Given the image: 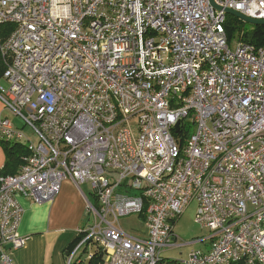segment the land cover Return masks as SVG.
<instances>
[{"label":"built area","instance_id":"obj_1","mask_svg":"<svg viewBox=\"0 0 264 264\" xmlns=\"http://www.w3.org/2000/svg\"><path fill=\"white\" fill-rule=\"evenodd\" d=\"M214 2L264 19V0ZM225 22L209 0H0V101L36 136L0 116L27 150L0 175V264L25 244L17 196L51 202L65 179L95 198L67 264L91 242L97 264H264V47L230 46ZM192 201L211 245L165 261L204 241L174 233ZM131 214L144 234L119 225Z\"/></svg>","mask_w":264,"mask_h":264},{"label":"crops","instance_id":"obj_2","mask_svg":"<svg viewBox=\"0 0 264 264\" xmlns=\"http://www.w3.org/2000/svg\"><path fill=\"white\" fill-rule=\"evenodd\" d=\"M0 116L8 117L14 123L11 113L4 108L1 101ZM14 125L16 128L22 127L17 123ZM4 162L5 152L0 145V169ZM17 200L22 208L18 231L26 240L23 247L10 251L14 264H67L68 255L78 247L84 238L82 231L87 227L84 225V220L87 214L86 203L90 197L82 185L77 187L71 180L65 179L51 202L35 203L22 195H18ZM207 236L202 238L204 241L199 242L202 247L198 249L208 250L211 244ZM94 251L95 245L92 242L82 244L70 259L69 264H87L88 257ZM188 254L179 259L186 258ZM84 255L85 260H83ZM162 258L165 261L177 260L163 256Z\"/></svg>","mask_w":264,"mask_h":264},{"label":"rangeland","instance_id":"obj_3","mask_svg":"<svg viewBox=\"0 0 264 264\" xmlns=\"http://www.w3.org/2000/svg\"><path fill=\"white\" fill-rule=\"evenodd\" d=\"M213 9L216 10L215 8H213ZM222 9H225V8H222ZM229 9H231V8H229ZM232 10H234V9H232ZM217 11H220V10H217ZM221 11H223V10H221ZM224 14L227 16L226 13H224ZM245 16H247V15H245ZM247 17H250V16H247ZM250 18H253V17H250ZM254 19H256V18H254ZM236 39H239L237 37V31L234 32L233 36L230 39V42H229L230 46H233V43ZM0 85H3L4 87L7 86L6 80L3 79L2 77H0ZM11 118L14 121V124L17 123L19 126H22V122H21L22 120L19 117L11 114ZM135 118L136 117H132L130 122L135 123V121H136ZM18 125H16V126L19 127ZM178 128H179V125H178ZM18 129H20L24 135L28 136L31 141L36 142V136L34 134H32V131L30 130V127L28 125H24ZM173 130L177 131L178 129H175V126H174ZM189 130H190V132H192L193 127H191ZM82 188L87 193V195L90 197V200L93 201V196L90 193V185L88 183H84V184H82ZM90 200H88V201L90 202ZM196 209H197L196 202L195 201L190 202L188 204V206L185 208V210L180 214V216L176 220V222L174 224V233L177 235L179 242L193 241V239H196V238L202 239L209 234L208 229L201 228L195 222ZM92 220H93L92 216L87 213L85 215L84 225L87 226V225L91 224ZM119 225L123 229L131 231V232L136 233V234H144L145 233L142 221L139 217H137L136 214H131V215L119 218ZM201 247H202V244L199 242H196L194 244H184V246L174 247L171 249H165L162 251L161 255L164 258L170 257V258L179 259L180 257L186 256V254H188V252H190V250H195V249H198ZM85 258H86V256L84 255L83 260H85Z\"/></svg>","mask_w":264,"mask_h":264},{"label":"trees","instance_id":"obj_4","mask_svg":"<svg viewBox=\"0 0 264 264\" xmlns=\"http://www.w3.org/2000/svg\"><path fill=\"white\" fill-rule=\"evenodd\" d=\"M13 23H1L0 24V40L5 39L13 31ZM225 30L228 39H231L234 32L237 31V37L247 43L253 44L254 46L264 47V24L251 25L241 21L240 19L231 15L226 16ZM4 66L0 58V77L2 76ZM187 135V133H186ZM0 145L3 147L5 152V162L0 169V175H13L18 173L20 166L23 162V156L26 155V147L22 143H9L1 142ZM93 196V195H92ZM95 198L93 201L95 203ZM82 237L85 234L82 233ZM101 252L96 249L93 252L92 258L89 260V264H97L98 260L101 259ZM173 262V261H171Z\"/></svg>","mask_w":264,"mask_h":264},{"label":"water","instance_id":"obj_5","mask_svg":"<svg viewBox=\"0 0 264 264\" xmlns=\"http://www.w3.org/2000/svg\"><path fill=\"white\" fill-rule=\"evenodd\" d=\"M211 6L213 8H215L216 10H223L224 13H226L227 15H231L233 17H236L238 19H240L241 21L245 22V23H248V24H251V25H258V24H264V19H254V18H250V17H247L235 10H232V9H229V8H225V9H222L220 6L216 5L214 3L213 0H209ZM175 129H178V124L175 125ZM6 248H10V245H7Z\"/></svg>","mask_w":264,"mask_h":264}]
</instances>
